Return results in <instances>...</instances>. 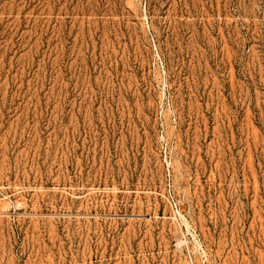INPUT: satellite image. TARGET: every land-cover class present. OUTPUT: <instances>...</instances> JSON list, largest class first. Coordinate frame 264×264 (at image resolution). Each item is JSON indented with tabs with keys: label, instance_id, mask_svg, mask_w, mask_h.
I'll list each match as a JSON object with an SVG mask.
<instances>
[{
	"label": "rangeland",
	"instance_id": "374dc122",
	"mask_svg": "<svg viewBox=\"0 0 264 264\" xmlns=\"http://www.w3.org/2000/svg\"><path fill=\"white\" fill-rule=\"evenodd\" d=\"M0 264H264V0H0Z\"/></svg>",
	"mask_w": 264,
	"mask_h": 264
}]
</instances>
